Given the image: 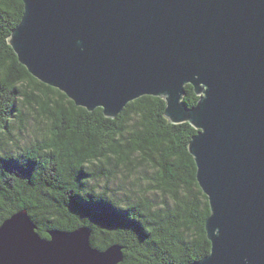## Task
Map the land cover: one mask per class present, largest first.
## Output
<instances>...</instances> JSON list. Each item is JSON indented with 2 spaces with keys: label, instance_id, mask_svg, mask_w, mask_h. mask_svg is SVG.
Segmentation results:
<instances>
[{
  "label": "water",
  "instance_id": "1",
  "mask_svg": "<svg viewBox=\"0 0 264 264\" xmlns=\"http://www.w3.org/2000/svg\"><path fill=\"white\" fill-rule=\"evenodd\" d=\"M9 36L19 61L77 106L115 118L163 97L189 143L211 213L208 255L191 264H264V0H23ZM191 84L195 106L183 97ZM26 210L0 225V264H118L91 230H49Z\"/></svg>",
  "mask_w": 264,
  "mask_h": 264
},
{
  "label": "trees",
  "instance_id": "2",
  "mask_svg": "<svg viewBox=\"0 0 264 264\" xmlns=\"http://www.w3.org/2000/svg\"><path fill=\"white\" fill-rule=\"evenodd\" d=\"M23 14V0H0V225L26 210L43 237L87 227L93 247H122L118 264L208 255L211 209L189 151L198 130L170 122L158 96L130 101L115 118L77 106L19 61L9 36ZM185 92L195 106L194 87Z\"/></svg>",
  "mask_w": 264,
  "mask_h": 264
},
{
  "label": "rangeland",
  "instance_id": "3",
  "mask_svg": "<svg viewBox=\"0 0 264 264\" xmlns=\"http://www.w3.org/2000/svg\"><path fill=\"white\" fill-rule=\"evenodd\" d=\"M28 133V132H27ZM28 135V134H27ZM32 135V134H31Z\"/></svg>",
  "mask_w": 264,
  "mask_h": 264
}]
</instances>
